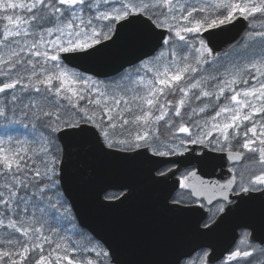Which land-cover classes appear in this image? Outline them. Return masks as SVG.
<instances>
[{
    "label": "snow or ice",
    "instance_id": "6c2138e0",
    "mask_svg": "<svg viewBox=\"0 0 264 264\" xmlns=\"http://www.w3.org/2000/svg\"><path fill=\"white\" fill-rule=\"evenodd\" d=\"M127 56L108 82L77 70ZM100 162L124 170L100 208L140 169L166 186L194 237L170 264H264V0H0V264H123L70 191ZM228 224L225 258L207 240Z\"/></svg>",
    "mask_w": 264,
    "mask_h": 264
},
{
    "label": "water",
    "instance_id": "95a60500",
    "mask_svg": "<svg viewBox=\"0 0 264 264\" xmlns=\"http://www.w3.org/2000/svg\"><path fill=\"white\" fill-rule=\"evenodd\" d=\"M218 31L213 44L214 52L223 54L244 39V22L228 31ZM133 56L118 59H101L82 62L79 70H91L98 77L114 75L119 63ZM124 174L114 164L100 162L94 165L89 176L86 172H74L70 191L78 202L77 217L82 227L94 231L112 241L120 252L123 264H170L174 255L190 244L194 237L185 218L178 217L162 207L165 185L147 182V169L136 173L138 190L134 198L119 209L100 208L93 195V186L106 178ZM87 176V179L85 177ZM232 241V226L225 225L207 240L217 254H225Z\"/></svg>",
    "mask_w": 264,
    "mask_h": 264
},
{
    "label": "trees",
    "instance_id": "16d2710c",
    "mask_svg": "<svg viewBox=\"0 0 264 264\" xmlns=\"http://www.w3.org/2000/svg\"><path fill=\"white\" fill-rule=\"evenodd\" d=\"M238 46H239V45H238ZM237 48H238V47H236V48H234V49H237ZM234 49H233V50H234ZM233 50H231V51H233ZM231 51H229V52H231ZM110 78H111V77H108V78H105V79H101V80H105L106 82H108V81L110 80ZM82 228H83V227H82ZM84 229H85V228H84ZM86 230H87V229H86Z\"/></svg>",
    "mask_w": 264,
    "mask_h": 264
},
{
    "label": "flooded vegetation",
    "instance_id": "af4514ba",
    "mask_svg": "<svg viewBox=\"0 0 264 264\" xmlns=\"http://www.w3.org/2000/svg\"><path fill=\"white\" fill-rule=\"evenodd\" d=\"M227 255H228V252H225V254L223 256L226 258Z\"/></svg>",
    "mask_w": 264,
    "mask_h": 264
},
{
    "label": "rangeland",
    "instance_id": "374dc122",
    "mask_svg": "<svg viewBox=\"0 0 264 264\" xmlns=\"http://www.w3.org/2000/svg\"><path fill=\"white\" fill-rule=\"evenodd\" d=\"M232 52V51H231ZM77 70H79V69H77ZM90 75H92V74H90ZM100 79V78H99Z\"/></svg>",
    "mask_w": 264,
    "mask_h": 264
}]
</instances>
